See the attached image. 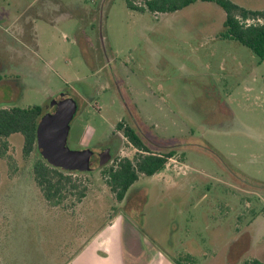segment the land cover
Masks as SVG:
<instances>
[{
	"label": "rangeland",
	"instance_id": "obj_1",
	"mask_svg": "<svg viewBox=\"0 0 264 264\" xmlns=\"http://www.w3.org/2000/svg\"><path fill=\"white\" fill-rule=\"evenodd\" d=\"M229 1L264 10V0ZM224 20L220 7L199 1L152 14L125 0H0V107L47 113L70 97L72 151L99 152L121 120L181 148L120 204L101 168L83 173L84 201L54 216L33 181L38 199L28 179L12 176L26 163L22 136H10L0 201L16 209L12 264H63L55 255L70 253L79 234L80 243L116 236L127 257V228L150 264H264V59L220 39ZM121 142L115 160L132 159L136 151Z\"/></svg>",
	"mask_w": 264,
	"mask_h": 264
},
{
	"label": "trees",
	"instance_id": "obj_2",
	"mask_svg": "<svg viewBox=\"0 0 264 264\" xmlns=\"http://www.w3.org/2000/svg\"><path fill=\"white\" fill-rule=\"evenodd\" d=\"M197 1L214 3L225 13L224 31L219 34L220 39L234 41L249 49L257 58L264 59V10H248L229 0H141L142 6L135 5L133 0H125V4L129 10L136 12L148 11L152 14H170L180 11ZM43 114V108L40 106L27 108L0 107V159L5 158L8 153V138L15 134L21 135L23 140L22 155L26 166L22 169L15 167L12 176L28 179V190L35 197H38L31 184V181H33L43 200V202L39 200L40 203L42 202V207L48 212L52 211L51 213L55 216L56 213H61L60 210L57 211L58 209L66 212L72 211L77 204L82 203L86 198L87 187L80 183L79 177L83 173L64 172L56 169L48 165L38 154L36 129ZM125 137L134 147L142 148L134 133L128 132ZM171 156L172 154H165L163 157L135 154L132 159L124 158L109 167L102 168L100 173L114 200L117 204H120L125 200L128 191L140 176L152 177L158 174L164 169L167 158ZM37 197L36 199H38ZM68 202H70L69 205ZM15 211L16 209L9 198L5 197L0 201V264H12L13 262L9 240L12 238L13 229L17 230L14 223V219L17 217ZM57 216L59 215L57 214ZM69 222L71 223V221ZM74 224H72L74 235L78 232L83 233L81 229L78 230V223L74 222ZM78 236L80 237L75 240L77 246H71L70 253L63 252L61 255L57 252L55 257L61 256L63 262L70 259L83 244L79 242L82 235L79 234ZM85 242L87 241L84 240ZM67 243L69 242L67 241ZM130 243L135 244L131 240ZM135 253L136 250L132 246V254ZM241 264L263 263L257 259H250L243 261Z\"/></svg>",
	"mask_w": 264,
	"mask_h": 264
},
{
	"label": "water",
	"instance_id": "obj_3",
	"mask_svg": "<svg viewBox=\"0 0 264 264\" xmlns=\"http://www.w3.org/2000/svg\"><path fill=\"white\" fill-rule=\"evenodd\" d=\"M36 129L37 152L50 166L64 172L89 173L102 168L110 161L108 151L93 153L90 150L72 151L67 147L70 124L77 105L70 97H61L51 103Z\"/></svg>",
	"mask_w": 264,
	"mask_h": 264
},
{
	"label": "crops",
	"instance_id": "obj_4",
	"mask_svg": "<svg viewBox=\"0 0 264 264\" xmlns=\"http://www.w3.org/2000/svg\"><path fill=\"white\" fill-rule=\"evenodd\" d=\"M98 231V237L101 234ZM96 233V234H97ZM125 236L128 237L133 243H126L130 250V255H124V244L115 242L116 236H110L108 242L98 243L94 241L95 235L83 243L73 256L66 260L63 264H150L148 256L144 251L141 236L133 231V229H125ZM132 246L135 248L136 253L132 254ZM158 255V254H157ZM153 264L162 262L160 258H156Z\"/></svg>",
	"mask_w": 264,
	"mask_h": 264
},
{
	"label": "flooded vegetation",
	"instance_id": "obj_5",
	"mask_svg": "<svg viewBox=\"0 0 264 264\" xmlns=\"http://www.w3.org/2000/svg\"><path fill=\"white\" fill-rule=\"evenodd\" d=\"M113 129L114 130L111 137L104 144L100 145V151L97 152L99 154L104 151H108L110 155V161L108 163L113 162L115 164L118 160H120H115V154H117L120 150V147L122 145L121 139H124L126 143L136 151V154H140L142 156L151 155L163 157V155L165 154H172L171 157L167 158V161L171 160L176 155V151L181 149L179 148L180 146L178 143L162 145L161 143L153 139L147 132L142 130L140 126L136 124H129L124 120L118 122ZM128 132H132L135 134V136L141 143L142 148L138 149L129 143L128 139L125 137L126 133ZM105 166L107 165H104L102 168H104Z\"/></svg>",
	"mask_w": 264,
	"mask_h": 264
}]
</instances>
